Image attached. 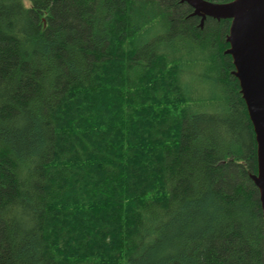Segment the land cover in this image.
<instances>
[{
    "label": "trees",
    "instance_id": "trees-1",
    "mask_svg": "<svg viewBox=\"0 0 264 264\" xmlns=\"http://www.w3.org/2000/svg\"><path fill=\"white\" fill-rule=\"evenodd\" d=\"M192 13L0 0V264H264L231 21Z\"/></svg>",
    "mask_w": 264,
    "mask_h": 264
},
{
    "label": "water",
    "instance_id": "water-1",
    "mask_svg": "<svg viewBox=\"0 0 264 264\" xmlns=\"http://www.w3.org/2000/svg\"><path fill=\"white\" fill-rule=\"evenodd\" d=\"M190 5L192 15L218 21L231 20L226 53L233 59L257 140L258 170L252 179L259 190L264 220V0H181Z\"/></svg>",
    "mask_w": 264,
    "mask_h": 264
},
{
    "label": "flooded vegetation",
    "instance_id": "flooded-vegetation-1",
    "mask_svg": "<svg viewBox=\"0 0 264 264\" xmlns=\"http://www.w3.org/2000/svg\"><path fill=\"white\" fill-rule=\"evenodd\" d=\"M229 1H232V0H229ZM229 1H225V2H229ZM216 2H218V1H216ZM192 8V7H191ZM193 9V8H192ZM193 11H194V9H193ZM195 16H197V15H195ZM201 18V17H200ZM207 19V18H206ZM231 21V20H230Z\"/></svg>",
    "mask_w": 264,
    "mask_h": 264
},
{
    "label": "rangeland",
    "instance_id": "rangeland-1",
    "mask_svg": "<svg viewBox=\"0 0 264 264\" xmlns=\"http://www.w3.org/2000/svg\"><path fill=\"white\" fill-rule=\"evenodd\" d=\"M216 2V1H215Z\"/></svg>",
    "mask_w": 264,
    "mask_h": 264
}]
</instances>
